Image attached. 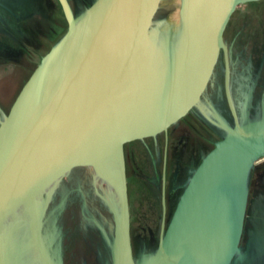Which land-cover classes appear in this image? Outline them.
Returning a JSON list of instances; mask_svg holds the SVG:
<instances>
[{
    "label": "water",
    "instance_id": "1",
    "mask_svg": "<svg viewBox=\"0 0 264 264\" xmlns=\"http://www.w3.org/2000/svg\"><path fill=\"white\" fill-rule=\"evenodd\" d=\"M248 1L255 0H182L175 45L163 32L165 0H93L78 13L59 0L65 33L0 116V227L23 206L35 214L42 264H64L57 219L76 200L93 206L97 264H264V191H251L264 160V110H249L256 79L237 111L224 39L232 15ZM221 57L228 118L211 103L201 107ZM195 109L222 136L178 186L168 221L165 160L157 246L137 252L134 181L153 143ZM178 175L179 168L174 184ZM97 178L113 187L115 200L106 198ZM21 249L1 244L0 264H22Z\"/></svg>",
    "mask_w": 264,
    "mask_h": 264
},
{
    "label": "flooded vegetation",
    "instance_id": "2",
    "mask_svg": "<svg viewBox=\"0 0 264 264\" xmlns=\"http://www.w3.org/2000/svg\"><path fill=\"white\" fill-rule=\"evenodd\" d=\"M92 1L68 0L73 11L89 6ZM65 27L67 28V21L59 0H0V107L2 110L0 116L6 110L5 101H9L14 96L17 86L27 70L34 66L41 53L49 48L53 41L59 39L61 32L66 30ZM224 39L230 49L233 68L232 95L237 111L239 113L242 111L246 103V96L257 79L249 110L251 114H262L264 110V0L248 1L239 5L229 20ZM224 66L225 60L224 57H221L215 69L214 75L217 76V78L215 77L217 84L216 92L213 93L212 98L214 101H219L224 110L223 113L228 118L229 110L223 90ZM258 73H260L259 78H257ZM242 74L245 77L241 76ZM212 81H214V76L207 91L210 90ZM240 84L243 85L242 89H246L245 93L238 92ZM193 124L194 122L192 126ZM171 132L172 129L169 131L168 137L161 135L157 143H153L151 153L147 154L141 172L143 176L148 175L149 185H154L157 182L160 184L158 205L161 209V223L163 219L162 186L165 160L167 213L169 211V185L172 170ZM176 165H178L177 162L175 167ZM143 176L138 179L139 185L143 181ZM146 189L149 193L147 186ZM251 191L252 193L264 191V165L257 169L255 180L252 179ZM132 197L131 195V226L133 223ZM147 197L150 199V196ZM75 203L82 205L79 201H75ZM89 207L91 217L93 206L89 204ZM92 239L95 240L94 232L91 234ZM95 254L93 251L96 260Z\"/></svg>",
    "mask_w": 264,
    "mask_h": 264
},
{
    "label": "rangeland",
    "instance_id": "3",
    "mask_svg": "<svg viewBox=\"0 0 264 264\" xmlns=\"http://www.w3.org/2000/svg\"><path fill=\"white\" fill-rule=\"evenodd\" d=\"M180 5L181 0H165L161 15L163 16L162 19L164 25L167 28L170 27L173 16L180 8ZM74 12L78 13L79 10H75ZM65 31L66 30L64 29L61 32L59 39ZM58 40L53 41L51 43L52 45L41 53V56L35 62L34 66L27 70L25 76L17 86L14 96L9 101H5L6 110L3 114L8 113L10 106L24 83L41 60L42 56L45 55ZM241 76L245 77L244 74ZM215 77L217 78V76L214 75V81H212L210 90L206 92L201 107L209 108V103H211L214 105L216 110L226 118L223 113L224 110L222 105L219 101H214L212 98L213 93L216 92L217 83ZM242 88L243 85L240 84L238 92L243 91V93H245L246 89ZM207 115L211 116L209 113H207ZM191 122H194L193 126ZM171 133L172 149L170 158L172 170L170 174L168 199L169 211L166 217L167 221L170 219L181 193V189L178 188V186L185 182L192 167L200 162L201 157L209 151L213 147L214 143L222 136V132L209 124L199 109L193 110L187 118L183 119L177 126L172 128ZM176 162L178 165L175 167ZM263 165L264 160L257 163V169ZM177 168H179V175L176 183L174 184V170ZM257 169L253 173V180H255ZM87 174L88 173H86V171H78L77 176L85 178L87 177ZM142 176L143 175H141L140 178H142ZM147 177V174L143 176V181L140 185L134 181V188L132 191V235L134 247L137 252L140 251L144 244H146L149 249H154L157 246L161 224V209L158 205L160 198V184L157 182L154 185H149ZM72 186H74V184H72ZM146 186L149 189L150 194L147 193ZM147 196H150V199ZM75 201H68L63 213L57 219V226L62 232V252L64 264H97V261L93 256V251H95V240H91L93 230L88 219L91 212L90 207L89 205L83 206L76 204ZM60 202L61 197L57 196L50 203L47 212L48 225L52 224L54 216L53 210Z\"/></svg>",
    "mask_w": 264,
    "mask_h": 264
},
{
    "label": "bare ground",
    "instance_id": "4",
    "mask_svg": "<svg viewBox=\"0 0 264 264\" xmlns=\"http://www.w3.org/2000/svg\"><path fill=\"white\" fill-rule=\"evenodd\" d=\"M168 28L165 25L163 26L166 39L177 45L182 29L180 8L173 16V20ZM96 182L104 190L107 199H116L115 190L110 184L98 178ZM41 201L43 202V199ZM34 225L35 214L31 212L27 213L22 206L10 213L0 227V245L7 243L10 247L14 248V251L19 250V248L21 249V246L30 245L25 251L21 249L23 251V254H21L22 264H42L34 238Z\"/></svg>",
    "mask_w": 264,
    "mask_h": 264
}]
</instances>
